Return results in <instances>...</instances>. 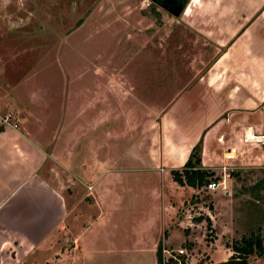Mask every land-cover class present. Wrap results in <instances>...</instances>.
Masks as SVG:
<instances>
[{
  "label": "rangeland",
  "instance_id": "374dc122",
  "mask_svg": "<svg viewBox=\"0 0 264 264\" xmlns=\"http://www.w3.org/2000/svg\"><path fill=\"white\" fill-rule=\"evenodd\" d=\"M163 2L171 3L164 5ZM179 2L0 0V93L2 87L16 91L17 117L37 114L45 120L42 126L46 128L41 135H36L45 151L54 145V152L62 158V148L68 145L75 167L82 162L77 160L81 147L80 155L90 160H94V153L102 161L106 156L112 160L120 158L124 148L143 136L148 126L155 127L159 114L181 96L187 97L188 92L198 94L196 82L213 58V46L194 38L188 24L179 15L174 16ZM12 83L15 87L9 85ZM178 104L182 105L178 112L184 114H190L189 108L197 106L195 102L179 101ZM12 111L6 106L0 109L6 114ZM99 116L101 124L97 123ZM11 120L10 117L9 123L14 126ZM23 123L17 121V126ZM64 127L66 130L62 131ZM103 129L116 130L118 138L105 139ZM56 134L58 138L49 144L51 136ZM101 138L106 145L95 149L94 144H100ZM249 140L255 141L245 142L243 147L251 146L264 158L263 138L254 136ZM253 160H245L241 169L223 168L215 174V181L229 178L227 185L224 183L226 193L219 188L210 191L201 186L193 195H186L188 203L183 201V204L189 210L180 216L185 220H204L192 227L185 221L182 227L173 226L166 245L186 246L193 262L209 264L228 258L232 253L231 244L242 236H261L264 232V161L254 164ZM46 166H43L45 174ZM61 170L55 164L53 172L49 171L57 184L64 182ZM114 174L109 172L103 177L111 189L105 205L119 228L112 234L108 226L105 230L102 227L96 230L100 225L95 223L90 231H97L96 238L88 240L86 264H100L94 260L104 256L97 251L90 252L99 250L100 246L95 245L97 240L107 244L112 235L113 241L127 242L131 234L127 226L133 223L134 213L140 218L141 209H151L152 205L159 208L158 200L142 190V174L122 170L116 177ZM155 181L153 174L152 186ZM114 192L118 194L114 196ZM176 211L179 214L183 209ZM94 213L92 207L85 216L87 224L94 221ZM107 220L110 223L109 217ZM188 234L190 241L182 239ZM60 242L57 240L54 245L51 242L47 249L58 251ZM41 253L43 258L46 251ZM247 264H264V255H249Z\"/></svg>",
  "mask_w": 264,
  "mask_h": 264
},
{
  "label": "crops",
  "instance_id": "0c3cea01",
  "mask_svg": "<svg viewBox=\"0 0 264 264\" xmlns=\"http://www.w3.org/2000/svg\"><path fill=\"white\" fill-rule=\"evenodd\" d=\"M177 10L174 16L188 24L193 37L213 46V58L196 82L198 94L181 96L159 114L155 127L148 126L144 135L129 143L116 160L105 155L102 161L96 153L94 160L87 159L80 155L81 147L77 160L82 162L75 167L68 145L62 148V158L54 152V145L45 151L36 136L46 128L42 126L45 120L37 114L17 117L16 91L1 88L0 109L6 106L14 111L0 112V264H86L88 240L96 238V230L108 226L113 234L119 228L111 218V210L106 211L105 199L111 189L103 177L121 170L142 174V190L158 200L159 208L152 205L151 209H141L140 218L134 213L133 223L127 226L131 233L127 242L113 241L111 235L107 244L97 240L99 250L90 252L104 254L94 260L100 264H154L157 246L168 242L173 226L182 227L185 221L192 227L204 220L180 216L189 210L183 204L187 202L185 196L198 189L178 185L170 174V170L182 167L199 139L201 168L212 171L214 176L223 168L241 169L245 160L254 159V164L264 161L260 151L243 147L245 142H254L249 140L254 136L264 141V0H185ZM9 85L15 87L13 83ZM179 101L195 102L197 106L184 114L178 112L182 106ZM7 115L15 126L2 122ZM27 115L29 119L25 120ZM101 119L99 116L97 123L101 124ZM17 121L25 123L19 127ZM102 132L105 139L118 138L116 130ZM57 138V134L52 135L48 143ZM105 139L95 143V149L106 145ZM44 164L48 167L46 174ZM55 164L61 166L64 175L59 185L49 173ZM153 174L156 181L152 186ZM228 179H223L226 185ZM117 194L114 192V196ZM92 207L94 221L87 224L85 216ZM176 209L183 211L177 214ZM95 223L100 226L90 231ZM185 238L192 239L190 234L182 239ZM57 240L62 243L61 249H47ZM42 251H46L43 258Z\"/></svg>",
  "mask_w": 264,
  "mask_h": 264
},
{
  "label": "trees",
  "instance_id": "16d2710c",
  "mask_svg": "<svg viewBox=\"0 0 264 264\" xmlns=\"http://www.w3.org/2000/svg\"><path fill=\"white\" fill-rule=\"evenodd\" d=\"M185 0H180L183 5ZM168 3V4H166ZM163 2L164 5H169L171 2ZM179 4V5H180ZM166 10L167 9V6ZM201 140L199 139L190 149L187 159L180 169L170 170L172 180L178 185H187L192 188H200L205 186L210 180H215L216 176L210 170L201 168L200 164ZM264 232L262 235H249L241 237L238 241L231 244L232 253L225 260L210 264H247L248 256L257 253L258 256L264 255ZM158 244L156 249V258L159 257Z\"/></svg>",
  "mask_w": 264,
  "mask_h": 264
},
{
  "label": "built area",
  "instance_id": "2783aa9c",
  "mask_svg": "<svg viewBox=\"0 0 264 264\" xmlns=\"http://www.w3.org/2000/svg\"><path fill=\"white\" fill-rule=\"evenodd\" d=\"M3 123L9 124V115L2 119ZM11 125V124H10ZM15 126V124H13ZM207 190L214 191L220 189L225 191L223 180H210L205 186ZM154 264H197L196 260L193 262V256L186 246H176L161 244L159 248V257L156 258Z\"/></svg>",
  "mask_w": 264,
  "mask_h": 264
},
{
  "label": "flooded vegetation",
  "instance_id": "af4514ba",
  "mask_svg": "<svg viewBox=\"0 0 264 264\" xmlns=\"http://www.w3.org/2000/svg\"><path fill=\"white\" fill-rule=\"evenodd\" d=\"M176 1V0H175ZM180 1V0H179ZM180 4V3H179Z\"/></svg>",
  "mask_w": 264,
  "mask_h": 264
}]
</instances>
